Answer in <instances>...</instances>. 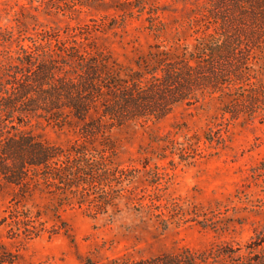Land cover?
<instances>
[{
    "label": "rangeland",
    "instance_id": "374dc122",
    "mask_svg": "<svg viewBox=\"0 0 264 264\" xmlns=\"http://www.w3.org/2000/svg\"><path fill=\"white\" fill-rule=\"evenodd\" d=\"M203 0H0V59L16 56L32 39L58 48L75 44L83 52L106 54L120 67L138 68L136 59L165 49L175 56L193 47L200 23L179 27ZM144 4L145 7L141 8ZM156 8L165 30L150 27ZM254 70L264 80V47ZM225 100V99H224ZM219 97L174 106L157 120L112 126L88 141L115 172L111 204L59 202L43 183L20 192L0 185V244L19 252L24 264H103L114 257H152L163 252L244 246L264 233V109L255 117L231 118ZM64 146L83 142L77 122L34 116L21 123ZM20 205L44 226L34 237H10L9 220Z\"/></svg>",
    "mask_w": 264,
    "mask_h": 264
},
{
    "label": "trees",
    "instance_id": "16d2710c",
    "mask_svg": "<svg viewBox=\"0 0 264 264\" xmlns=\"http://www.w3.org/2000/svg\"><path fill=\"white\" fill-rule=\"evenodd\" d=\"M149 13L150 27L163 32L156 8ZM196 23L191 49L175 56L165 49L149 51L138 56L136 69L115 66L106 54L83 52L75 44L53 48L50 38L32 39L16 56L0 59V185L26 192L43 183L59 193L54 211L73 201L102 211L114 197L115 172L125 169L112 167L87 142L112 126L157 120L181 102L214 97L224 101L223 113L231 118L255 117L264 109V80L253 67L264 47V0H203L178 25ZM34 116L73 119L84 141L64 146L20 128ZM20 201L2 217L9 220L8 236L34 237L44 227L40 213ZM0 264L24 263L19 252L0 244ZM103 264H264V233L244 246L184 248L138 260L119 256Z\"/></svg>",
    "mask_w": 264,
    "mask_h": 264
}]
</instances>
